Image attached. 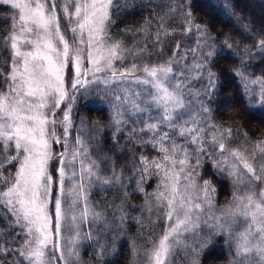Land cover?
<instances>
[{
  "label": "snow or ice",
  "instance_id": "obj_1",
  "mask_svg": "<svg viewBox=\"0 0 264 264\" xmlns=\"http://www.w3.org/2000/svg\"><path fill=\"white\" fill-rule=\"evenodd\" d=\"M213 3L231 10L233 15L243 11L239 0H213ZM0 6L16 10L14 16L2 17L9 22L10 28L0 41V46L10 51L9 60L4 62L10 69L7 76L0 69V79L4 81V87L0 89V185H4V189L0 190V205L7 209L14 217L13 223L19 226L22 245L17 249L0 248V264H7L2 256L13 254L19 258L13 264H24L25 261L27 264H59L60 261L67 264L65 249L60 248L57 242L61 232L60 222L63 220L64 228L78 236L74 223L77 217L71 213L75 212L81 201V190H90L94 181L105 185L120 182L114 169L111 178L97 174L99 165L90 159L86 151L87 142L81 135H76L71 144L62 140V136L70 134L69 112L76 93L83 97L90 85L101 82L106 86L105 95L118 93L113 97L117 102V118L114 121L117 131L125 123L119 118L123 115L122 107L124 111L142 115L153 108L160 113L156 122L146 123L139 131L145 135L152 134L147 143L153 148L159 147L163 153L162 160L170 161L169 167L164 168L161 162L155 160L148 161L147 157L136 158L143 167L136 169L135 164L132 165L141 179L149 163L155 169L164 168L165 179L161 181L164 191H158L154 199L163 213V219L170 223L161 238L153 242L152 251L147 257L149 264H165L172 249L181 243L179 238L183 233L196 227L198 214L204 212L202 205L212 210L210 193L215 188L211 180L200 177L202 182L198 185L190 179L194 173L199 175L198 168L188 164L189 160L194 159L200 165L205 157L213 161L216 172L226 174V178L231 179L234 191L241 193L233 196L231 207L221 209L231 219L224 218L219 222L220 218H216V226L239 225L243 228V231L234 229L232 234L236 241L237 264H245L246 261L248 264H264V175L257 174V168L247 162L239 149L226 148V143L232 140L230 129L220 130L217 136L214 124L209 133L206 131L209 122L204 120L201 123L200 118L206 117L211 109L203 107L198 98L201 95L205 100L214 98L216 89L210 70L208 83L213 91L193 93L192 81L199 77L185 74L187 66L181 63L185 52L179 43L173 45L172 58L164 63L158 60L155 66H144L133 62L130 68L125 66L124 71L116 69L115 62H122L133 53L141 58H147L148 54L143 50H129L125 54L121 44L113 41L108 29L113 23L111 9L116 6L114 0H60L59 4L57 0H0ZM190 7L194 5L188 4L187 0H179L177 8L171 9V12L183 17L182 31L203 35L199 25L191 26L196 17L187 10ZM68 34L71 42L66 38ZM164 35L169 33L165 30ZM154 39L157 43L161 42V34L158 32ZM196 43L199 44V40ZM257 45L264 52V39H259ZM225 47L231 49L232 45L225 41ZM212 55L209 52L203 58L208 59ZM160 56L163 57L162 50ZM177 56L180 59H175ZM85 60L91 67L83 66ZM69 64L74 68L67 82L72 96H69L65 81V70ZM194 67L199 71L203 66L197 63ZM138 71L143 73V79L136 75ZM89 73L93 77L91 80L88 79ZM98 73H103V78L97 76ZM239 75L243 77V72ZM251 83L261 85V99L264 101V79L252 80ZM134 85L146 87L136 90ZM245 88L247 90V85ZM186 100L188 103H185ZM193 100H197L198 107H190ZM57 109H60L59 120L56 118ZM161 125L172 129L173 135L180 136L184 144L173 141ZM58 127L61 135H57ZM128 139L131 141L132 136L129 135ZM53 144L66 149L55 157L58 165L53 170L55 180L48 168L53 159ZM257 149L260 158L264 159V141L245 148V151L256 159ZM229 157L232 158L231 164L227 163ZM6 164L16 167V171L7 177L4 175ZM259 170L264 173V164L259 166ZM66 172L71 174L66 175ZM66 180L72 185L67 192L64 188ZM74 181L79 183L74 184ZM53 184L58 195L49 200ZM240 185H244L243 190ZM136 187L143 190L139 183ZM83 199L86 201L87 197ZM49 203L54 208V227L48 212ZM85 214L86 211L81 212V220ZM237 231L239 235H236ZM74 254V251L68 252V256Z\"/></svg>",
  "mask_w": 264,
  "mask_h": 264
},
{
  "label": "trees",
  "instance_id": "obj_2",
  "mask_svg": "<svg viewBox=\"0 0 264 264\" xmlns=\"http://www.w3.org/2000/svg\"><path fill=\"white\" fill-rule=\"evenodd\" d=\"M187 3L194 5L187 9L196 17L191 26L199 25L203 29V35L182 31L183 17L171 12V9L177 8L179 0H118V3L114 0L116 6L111 9L113 23L108 29L113 41L121 44L125 54L129 50H143L148 54L147 58H141L133 53L128 59L117 61L114 66L124 71L125 66L130 68L133 62L144 66H155L158 60L164 63L172 58L173 45L179 43L185 52V58L181 61L182 65L187 66L185 74L199 77L192 81L193 93L213 91L208 83V70L211 71V78L216 85L214 98L205 100L202 95L198 98L203 107L211 109L206 117L200 118L201 123L204 120L209 122L206 131L211 133L213 124L217 128V136L220 130L230 129L232 140L226 143V148L239 149L247 158V162L257 168V174L264 175L259 170V166L264 164L259 150L257 149L256 159H252L249 152L245 151V148L264 141V101L261 99V85L251 83L252 80L264 79V52L260 51L257 45L259 39H264V0H239L243 11L238 15H233L227 8L216 6L213 0H187ZM15 14L16 10L0 6V41L10 28L9 22L2 17ZM165 30L169 35H164ZM158 32L161 34L159 43L154 39ZM197 40L199 44L196 43ZM225 41L232 45L231 49L225 47ZM161 50L163 57L160 56ZM209 52L213 55L204 59V54ZM9 58L10 51H5L0 46V69L5 76L10 69L4 62ZM197 63L203 66L199 71L194 67ZM173 70L176 71L174 65ZM241 72L243 77L239 75ZM3 87L4 81L0 79V89ZM105 87L103 83H94L88 87L85 96L76 93L70 111V142H73L76 135H81L87 142L86 151L90 154V159L99 165L97 174L111 178L114 169L115 175L120 177V182L105 185L94 181L90 190H81V201L75 212L71 213L77 217L74 223L78 236L67 231L64 226L62 229L65 258L67 264H149L147 257L152 251L153 242L161 238L170 223L163 219V213L154 199L158 191H164L161 181L165 179L164 168L169 167L170 161L164 162L159 147L153 148L147 143L152 134L145 135L139 129L148 122H156L160 113L158 109L153 108L149 113L142 115L124 111L122 107L123 115L119 118L125 123L123 128L117 131V125L114 123L117 118V102L113 97L118 93L105 95ZM139 89L141 88H136ZM198 106L197 100H193L190 105L191 108ZM160 127L168 131L171 139L177 144H184L180 136L173 135L172 129L166 125ZM129 135L132 136L131 141L128 139ZM167 143L166 141L165 146ZM137 157L161 162L164 168L155 169L149 163L148 170L143 173L144 178L141 179L132 167L133 164L136 169L143 167ZM227 163H232L231 157ZM188 164L198 168L199 175L194 173L190 177L198 185L202 182L200 177L211 180L215 188V191L210 193L212 210L209 211L202 205L204 212L198 214L196 227L183 233L179 238L181 243L172 249L166 264H237L236 241L232 234L234 229L243 231V228L239 225L219 228L216 226V218H220L219 222L224 218L231 219L221 209L231 207L233 196L241 193L234 191V185L230 178H226V174L216 172L212 166L213 161L207 157L200 165H197L194 159L189 160ZM15 171V166L6 164L4 175L7 177ZM137 183L141 185L142 191L137 190ZM240 188L243 190L244 185H240ZM3 189L4 185H0V190ZM84 196L87 197L86 201ZM64 210L67 212L66 207ZM85 211L86 214L81 220L80 214ZM13 221L14 217L0 205V248L22 247L21 230ZM239 231L236 235H239ZM65 241L69 243L66 244ZM70 251L75 254L68 256ZM254 256L252 254V257ZM2 258L7 264L19 261L14 254ZM245 264H248V261Z\"/></svg>",
  "mask_w": 264,
  "mask_h": 264
},
{
  "label": "rangeland",
  "instance_id": "obj_3",
  "mask_svg": "<svg viewBox=\"0 0 264 264\" xmlns=\"http://www.w3.org/2000/svg\"><path fill=\"white\" fill-rule=\"evenodd\" d=\"M57 3L59 4V3H60V0H57ZM63 25H64V21H63V19H62V20H61V31H62V32H63ZM66 38H68V39L70 40V42H71L70 34H68V35L66 36ZM115 63H116V62H115ZM114 65H115V64H114ZM83 66H84L85 68H87V67H91V65H90L86 60L83 61ZM73 72H74V68H73L72 64H69L68 67H67L66 70H65L66 88H67V90H68L69 96H71V89L67 87V82H68L69 77L73 74ZM136 75L139 76L141 79L144 78L143 73H138V72H137ZM97 76L103 78L104 74H103V73H98ZM88 79H90V80L93 79V77L91 76V73H89V75H88ZM101 83H102V82H101ZM134 87H135V88H138V87H140V88H145L146 86H144V85L135 86V85H134ZM145 94H147V93H145ZM67 102H68V101L66 100L65 103H67ZM61 107H63V105H62ZM69 116H70V112H69ZM56 118H57V120H59V119L61 118V116H60V109H57V110H56ZM69 133H71V124H70V127H69ZM57 135H61V132H60L59 127L57 128ZM62 140H67V141L69 142V144H71V142H70V134H69L68 136H66V137L62 136ZM65 150H66V149H65L63 146H61V145H56V144H53V145H52V155H53V159L49 162L48 168H49V171H50V172H53V180L56 179V175H55V173H54L53 170H54L56 167H58V165H57V163H56V159H55V157L58 156L59 153L64 152ZM70 174H71L70 172H66V175H70ZM181 179H183V178L181 177ZM73 183L75 184V183H79V182H78V181H74ZM67 184H69V183H68L67 180H66V181H65V186H64V188H65V192L70 191V190H71V187H72V185H70V184H69L68 187H67ZM57 195H58V192H57L56 185L53 184V185L51 186V189H50V197H49V200H52V199L56 198ZM72 199H75V197H72ZM48 212H49V215H50V217H51V224H52L53 227H54L55 224H56V218H55L54 215H52V213L54 212V208H53V206H52L51 203L48 204ZM60 223H61V232L59 233V236H58L57 242H58V245H59L60 248L65 249L64 246H63V239H62V235H63V234H62L63 220H62ZM253 255H255V254L253 253ZM168 256H169V255H168ZM65 259H66V258H65ZM167 259H168V257H167L166 260H165V264L167 263ZM59 264H64V261H60Z\"/></svg>",
  "mask_w": 264,
  "mask_h": 264
}]
</instances>
